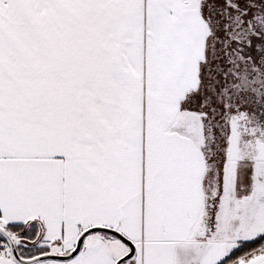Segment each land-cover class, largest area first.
Instances as JSON below:
<instances>
[{
  "label": "snow or ice",
  "instance_id": "6c2138e0",
  "mask_svg": "<svg viewBox=\"0 0 264 264\" xmlns=\"http://www.w3.org/2000/svg\"><path fill=\"white\" fill-rule=\"evenodd\" d=\"M0 264H264V0H0Z\"/></svg>",
  "mask_w": 264,
  "mask_h": 264
}]
</instances>
